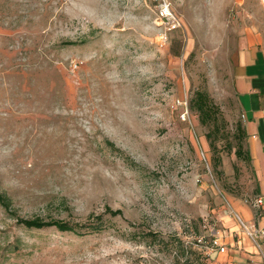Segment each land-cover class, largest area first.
Listing matches in <instances>:
<instances>
[{
    "label": "rangeland",
    "instance_id": "rangeland-1",
    "mask_svg": "<svg viewBox=\"0 0 264 264\" xmlns=\"http://www.w3.org/2000/svg\"><path fill=\"white\" fill-rule=\"evenodd\" d=\"M245 47L264 53L262 0H0V193L20 218L122 212L76 235L0 206V264H231L205 250L256 185L228 151ZM202 90L222 117L214 154L190 108ZM148 231L167 243L133 238Z\"/></svg>",
    "mask_w": 264,
    "mask_h": 264
},
{
    "label": "crops",
    "instance_id": "crops-1",
    "mask_svg": "<svg viewBox=\"0 0 264 264\" xmlns=\"http://www.w3.org/2000/svg\"><path fill=\"white\" fill-rule=\"evenodd\" d=\"M238 106L244 117L246 147L258 186L262 205L252 207L245 200L229 198L220 210L219 239L226 252L214 251L212 257L223 256L231 264H262L249 238L240 229L234 214L245 223H254L264 231V53L244 48L240 53L239 73L234 81ZM264 253V242L261 245Z\"/></svg>",
    "mask_w": 264,
    "mask_h": 264
},
{
    "label": "trees",
    "instance_id": "trees-1",
    "mask_svg": "<svg viewBox=\"0 0 264 264\" xmlns=\"http://www.w3.org/2000/svg\"><path fill=\"white\" fill-rule=\"evenodd\" d=\"M73 44V43H66ZM178 55V51L174 53ZM190 108L196 113L198 117V121L203 126L210 127V131L206 135L209 140V147L214 154L217 151V148L214 143V133L219 134L221 130L220 121L222 120L219 108L215 105L213 100L210 98L209 94L206 91H196L190 101ZM246 132L241 123H238L235 129L234 138H235V146H230L228 151H231L234 147V155L238 160H242L248 163L251 167V155L246 147ZM213 157V166L214 169H217L221 166V159L219 156L212 155ZM253 170V169H252ZM256 181V180H255ZM258 194V186L257 183L253 190V198L257 197ZM0 206L4 209V211L11 217L16 220L18 224L23 225L26 228L33 229H43L53 227L60 232H71L76 235H82L86 233H99L107 228V219L119 217L122 218V212L119 209H111L106 207L102 213L98 215H92L88 217L87 221L84 223H71L64 220L58 219H50L43 220L41 218H20L16 215V213L11 209V201L3 194L0 193ZM216 226V225H213ZM133 238H137L136 236H141L144 239H150L154 243L166 244L167 241H164L157 233L148 231L145 233L132 234ZM210 239V238H209ZM174 241L177 243V247L183 250L182 244L179 239L174 237ZM205 254L206 250H205ZM207 256H210L207 254Z\"/></svg>",
    "mask_w": 264,
    "mask_h": 264
},
{
    "label": "built area",
    "instance_id": "built-area-1",
    "mask_svg": "<svg viewBox=\"0 0 264 264\" xmlns=\"http://www.w3.org/2000/svg\"><path fill=\"white\" fill-rule=\"evenodd\" d=\"M160 16L165 19H170L169 21H172V23L175 21V19L171 16L170 12L168 11L167 7L163 5L161 9ZM175 27V26H173ZM178 105H185V102L177 101ZM185 113H183L182 118H184ZM202 159L204 161L206 160V156L202 153L201 154ZM245 203L250 204L252 207H260L262 205V199L261 197L257 196L252 199V202L249 203L247 200H245ZM227 205V203L225 202ZM234 217L240 227V229L243 231V233L249 238L252 245L256 249L258 256L260 257L261 263L264 264V253L262 251V243L264 242V231L260 228H258L254 223H245L242 221L237 215L234 214ZM206 253L210 255L212 252L217 251L219 253L226 252V247L221 244L219 239V230L213 229L211 238L206 241Z\"/></svg>",
    "mask_w": 264,
    "mask_h": 264
},
{
    "label": "bare ground",
    "instance_id": "bare-ground-1",
    "mask_svg": "<svg viewBox=\"0 0 264 264\" xmlns=\"http://www.w3.org/2000/svg\"><path fill=\"white\" fill-rule=\"evenodd\" d=\"M263 1V3H264V0H262Z\"/></svg>",
    "mask_w": 264,
    "mask_h": 264
}]
</instances>
